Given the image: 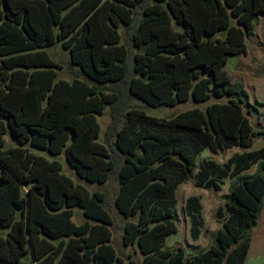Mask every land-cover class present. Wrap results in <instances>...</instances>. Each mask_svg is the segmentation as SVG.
I'll return each instance as SVG.
<instances>
[{"label":"trees","instance_id":"obj_1","mask_svg":"<svg viewBox=\"0 0 264 264\" xmlns=\"http://www.w3.org/2000/svg\"><path fill=\"white\" fill-rule=\"evenodd\" d=\"M260 16L264 0H0V261L135 264L112 243L105 195L74 184L58 161L31 147L64 152L87 182L117 183L112 206L122 245L134 247L142 264H243L264 198V147L222 165L203 160L194 171L205 150L264 140L247 115L256 106L224 70L229 57L246 54ZM56 42L70 54L71 83L55 81L60 66L45 49ZM188 100L210 103L170 118L140 108ZM106 107L99 142L96 117ZM6 135L15 146L5 148ZM250 164L254 172L243 173ZM190 178L214 190L231 181L214 243L184 259L182 248L162 247L178 230L177 187ZM75 206L80 224L71 220ZM201 208L198 196L186 198L193 239Z\"/></svg>","mask_w":264,"mask_h":264},{"label":"rangeland","instance_id":"obj_2","mask_svg":"<svg viewBox=\"0 0 264 264\" xmlns=\"http://www.w3.org/2000/svg\"><path fill=\"white\" fill-rule=\"evenodd\" d=\"M256 33L254 36L246 39V54L229 57L224 66L228 77L233 84L238 83L242 86L247 94L248 102L257 108L256 113L247 114L254 130L264 128V16H260L255 24ZM122 34V28H119ZM125 42V41H124ZM48 56L59 67H54L57 80H65L72 82L75 75L72 68L68 64L70 54L68 50L63 49L60 42L54 43L52 46L45 49ZM86 82L89 81L85 78ZM136 104L141 103L139 100L133 101ZM210 101L194 103L188 100L184 103L176 104L172 107L160 105L157 107L140 106L141 110L146 115L156 118H170L185 110L199 107L204 110ZM97 123L100 128L99 142L104 141L103 133L110 121L108 107L105 108L102 115L96 117ZM5 148L15 146V142L9 137L5 136ZM264 147V140L256 138L251 148L240 149L232 147L213 154L209 151H203L196 159V170L203 160H211L218 164H225L233 155L246 154L251 151H256ZM29 150L36 155H40L48 161H58L62 168L61 173L70 178L74 184L83 186L90 194L95 191H100L105 195L107 205L110 207L111 215L114 218L115 226L112 229V243L116 248L118 255L123 259L128 257L135 261V264H142V257L137 254L134 247H125L122 245L121 239V223L122 218L116 213L112 206L113 193L117 188V183L111 179L107 184L100 185L97 183H90L86 180L79 178L74 169L71 168L65 159L64 152L58 155H52L46 150H38L29 147ZM256 164H250L249 168L244 170L243 173L252 174L255 170ZM231 179L226 178L219 185V190L198 188L194 185L193 178L180 184L176 190L177 200V232L166 237L163 250H177L182 248L184 251V259L192 258L194 255L206 250L214 243V236L216 230L221 226L222 221L226 217L223 211L225 203V195L227 194L229 183ZM198 196L201 203L200 216L202 225L200 227V234L197 239H193L190 234V218L184 210L185 200L188 196ZM221 212V214H219ZM71 220L75 224L82 223L85 219L82 214V209L78 206L73 207V216ZM6 229L0 228V236H5ZM250 247L243 264H264V198L262 208L258 215L256 224L249 229ZM29 261L28 258L22 259L21 264ZM0 264H14L0 261Z\"/></svg>","mask_w":264,"mask_h":264},{"label":"crops","instance_id":"obj_3","mask_svg":"<svg viewBox=\"0 0 264 264\" xmlns=\"http://www.w3.org/2000/svg\"><path fill=\"white\" fill-rule=\"evenodd\" d=\"M255 33H256V28H255Z\"/></svg>","mask_w":264,"mask_h":264}]
</instances>
